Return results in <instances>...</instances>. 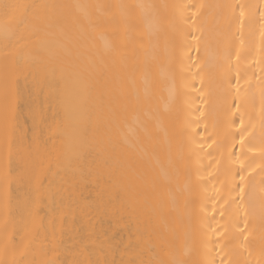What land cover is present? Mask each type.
I'll list each match as a JSON object with an SVG mask.
<instances>
[{
	"label": "bare ground",
	"instance_id": "obj_1",
	"mask_svg": "<svg viewBox=\"0 0 264 264\" xmlns=\"http://www.w3.org/2000/svg\"><path fill=\"white\" fill-rule=\"evenodd\" d=\"M11 3L0 264H264V0Z\"/></svg>",
	"mask_w": 264,
	"mask_h": 264
},
{
	"label": "snow or ice",
	"instance_id": "obj_2",
	"mask_svg": "<svg viewBox=\"0 0 264 264\" xmlns=\"http://www.w3.org/2000/svg\"><path fill=\"white\" fill-rule=\"evenodd\" d=\"M29 7L30 6L22 5L18 3L4 4L2 6V9H0V17L3 18V29L6 33L10 32L13 27L18 26L21 17L27 14ZM261 16L262 18H264V12L261 13ZM262 34H264V29H262ZM241 125H242L241 132L243 134L240 136V140H241V144L244 145L246 143L245 137L250 134L251 130H249L248 132L244 130L245 122L243 117H241ZM262 129H264V122H262ZM240 180H241V184L239 186L241 188V191H243L244 190L243 182L245 180V177L241 176ZM262 191H264V189H262Z\"/></svg>",
	"mask_w": 264,
	"mask_h": 264
}]
</instances>
